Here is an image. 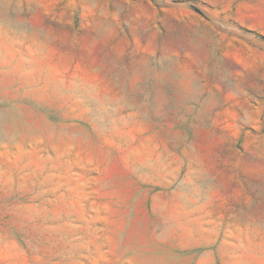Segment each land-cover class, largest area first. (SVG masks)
I'll use <instances>...</instances> for the list:
<instances>
[{
  "label": "rangeland",
  "instance_id": "rangeland-1",
  "mask_svg": "<svg viewBox=\"0 0 264 264\" xmlns=\"http://www.w3.org/2000/svg\"><path fill=\"white\" fill-rule=\"evenodd\" d=\"M201 260L264 264V0H0V264Z\"/></svg>",
  "mask_w": 264,
  "mask_h": 264
},
{
  "label": "bare ground",
  "instance_id": "bare-ground-1",
  "mask_svg": "<svg viewBox=\"0 0 264 264\" xmlns=\"http://www.w3.org/2000/svg\"><path fill=\"white\" fill-rule=\"evenodd\" d=\"M127 156H128V155H127ZM199 220H200V218H199ZM195 221H198V220H195ZM189 222H190V221H189ZM207 222H208V221H207ZM207 222H206V223H207ZM206 223H205V224H206ZM194 224H195V223H194ZM188 226H189V225H188ZM190 226H191V224H190ZM205 226H206V225H205ZM227 237H228V236H227ZM224 240H225V239H224ZM226 241H227V240H226ZM205 257H206V256H205ZM200 259H201V258H200ZM205 259H206V258H205ZM205 259H204V260H205ZM199 261H200V260H199ZM199 264H203V261L201 260V262H200Z\"/></svg>",
  "mask_w": 264,
  "mask_h": 264
}]
</instances>
